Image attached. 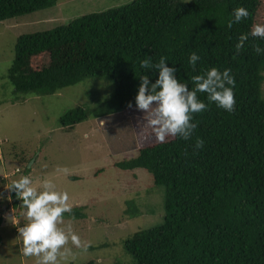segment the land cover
<instances>
[{
    "label": "trees",
    "instance_id": "1",
    "mask_svg": "<svg viewBox=\"0 0 264 264\" xmlns=\"http://www.w3.org/2000/svg\"><path fill=\"white\" fill-rule=\"evenodd\" d=\"M56 3L0 0V21ZM237 7L249 16L229 28ZM257 23L264 24V0H130L17 37L7 71L16 91L49 94L85 78L109 77L114 108L133 119L138 153L118 166L147 170L165 196L162 220L124 240L132 264H264V52L252 47L264 48V40L250 35ZM241 34L248 40L235 54ZM192 52L200 57L195 68L188 62ZM161 56L189 90L193 75L230 69L234 110L197 93L207 108L193 114L191 138L157 142L135 96L142 75L150 84L158 78L140 61L156 63ZM85 117L77 107L59 122L70 127ZM196 138L204 141L200 149H194ZM10 197L22 204L14 192ZM82 208L72 206L65 215L83 218Z\"/></svg>",
    "mask_w": 264,
    "mask_h": 264
},
{
    "label": "rangeland",
    "instance_id": "2",
    "mask_svg": "<svg viewBox=\"0 0 264 264\" xmlns=\"http://www.w3.org/2000/svg\"><path fill=\"white\" fill-rule=\"evenodd\" d=\"M127 1L57 0L52 7L0 21V264H35L17 239V229L26 222L24 208L13 204L6 189L21 175L34 183L52 179L67 191L71 207H83V218L64 214L89 245L86 251L73 247L75 256L67 264H132L124 240L162 220L165 188L143 168L118 166L138 150L133 119L114 108L111 78L98 75L54 93L35 94L16 91L7 77L19 35ZM77 107L86 117L61 126L59 118ZM58 167L67 173L57 172Z\"/></svg>",
    "mask_w": 264,
    "mask_h": 264
},
{
    "label": "clouds",
    "instance_id": "3",
    "mask_svg": "<svg viewBox=\"0 0 264 264\" xmlns=\"http://www.w3.org/2000/svg\"><path fill=\"white\" fill-rule=\"evenodd\" d=\"M249 12L244 7L233 10L234 19L227 23L229 28L233 23L247 18ZM249 34H241L235 45L236 53L243 49ZM250 35L264 40V24H253ZM257 54L264 52L258 44L252 45ZM234 54V58H235ZM200 57L192 52L188 62L195 68ZM143 69L157 70L158 78L154 83L149 77L142 75L138 92L135 96L136 108L144 113L143 120L147 129L157 142L163 143L168 137L179 136L188 140L193 135L196 123L193 114L206 110L207 105L201 101L197 93H206L209 102L232 112L235 106L233 87L234 77L230 69L222 72L212 67L202 74L193 75L191 81L194 88L181 83L174 75L175 69L166 66V58L161 56L156 63L151 57L140 61ZM132 107L131 103L127 105ZM204 141L196 138L194 149L203 147ZM66 168H57V172L67 173ZM14 192L22 202L26 222L19 227L18 240L22 244L21 251L25 257L34 258L35 264H67L69 258H74L73 247L84 251L88 243L82 241L73 230L72 222H65L64 214L71 213L67 191L59 190L52 179H42L34 183L31 177L21 175L6 187ZM11 199V197H9ZM74 219V217H72Z\"/></svg>",
    "mask_w": 264,
    "mask_h": 264
},
{
    "label": "crops",
    "instance_id": "4",
    "mask_svg": "<svg viewBox=\"0 0 264 264\" xmlns=\"http://www.w3.org/2000/svg\"><path fill=\"white\" fill-rule=\"evenodd\" d=\"M8 185H9V184H8ZM8 185H7V186H8ZM6 189H7V188H6ZM9 195H10V194H9ZM9 197H10V196H9Z\"/></svg>",
    "mask_w": 264,
    "mask_h": 264
}]
</instances>
